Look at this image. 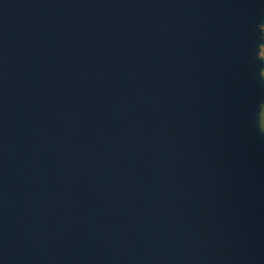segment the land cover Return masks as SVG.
<instances>
[{
	"label": "water",
	"instance_id": "water-1",
	"mask_svg": "<svg viewBox=\"0 0 264 264\" xmlns=\"http://www.w3.org/2000/svg\"><path fill=\"white\" fill-rule=\"evenodd\" d=\"M264 0H0V264H264Z\"/></svg>",
	"mask_w": 264,
	"mask_h": 264
},
{
	"label": "trees",
	"instance_id": "trees-1",
	"mask_svg": "<svg viewBox=\"0 0 264 264\" xmlns=\"http://www.w3.org/2000/svg\"><path fill=\"white\" fill-rule=\"evenodd\" d=\"M263 33H264V27H263ZM260 57L264 60V45L260 49ZM262 76L264 79V69L262 70ZM260 124H261L262 129H264V105L261 108Z\"/></svg>",
	"mask_w": 264,
	"mask_h": 264
}]
</instances>
